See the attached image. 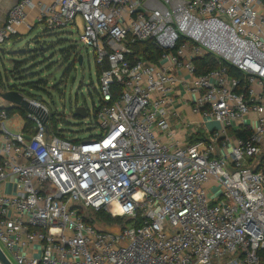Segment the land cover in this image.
I'll return each instance as SVG.
<instances>
[{
    "label": "built area",
    "instance_id": "obj_1",
    "mask_svg": "<svg viewBox=\"0 0 264 264\" xmlns=\"http://www.w3.org/2000/svg\"><path fill=\"white\" fill-rule=\"evenodd\" d=\"M0 7L1 49L36 26L78 28L80 18L83 48L108 63L97 76V134L49 133L51 110L29 97L43 107L27 112L35 133H12L0 107V246L13 264H264V0ZM146 40L162 51L159 63L129 58ZM207 54L246 75V92L226 65L196 74L195 59ZM181 85L196 93L193 111L217 123L205 139L176 138L170 117ZM240 128L250 135L237 137ZM87 209L132 223L100 230Z\"/></svg>",
    "mask_w": 264,
    "mask_h": 264
},
{
    "label": "rangeland",
    "instance_id": "obj_2",
    "mask_svg": "<svg viewBox=\"0 0 264 264\" xmlns=\"http://www.w3.org/2000/svg\"><path fill=\"white\" fill-rule=\"evenodd\" d=\"M0 20L2 22V18ZM77 25L78 28L68 27L63 29H46L45 25L36 26L29 31L28 35L22 37L20 42H18L19 40H8L5 49L10 52L11 50H22L28 47L32 51L41 48L43 54L47 57L40 56L35 60L33 64H37V67L32 70L35 72L41 71L40 75H37L34 79L46 82L42 87L46 91L26 88L30 89V92L34 95H41L51 112L57 114L59 117L58 130L65 131L71 137L84 139L89 135L99 133L93 112L94 108L98 106L100 97L97 95L99 83L95 54L90 47L83 48L79 40L83 29V22L80 18L77 19ZM1 48L2 46H0ZM70 48L72 52L74 49L79 48L83 54L82 62L77 61L78 63L72 71L68 70L71 62L68 60L72 58L75 52L68 57ZM5 49L3 50L5 51ZM1 56L4 58L1 59ZM28 56L30 55L27 54ZM9 57L10 55L7 53H0L1 71L6 68L3 67V64L9 66ZM2 73L4 72L2 71ZM11 81L14 82L12 78ZM22 83L24 84L26 81L22 80ZM76 103L84 104L88 108L87 117L78 119L74 116ZM7 128L12 133L17 132L15 128L10 127L9 123ZM227 166L232 168L229 163ZM96 224L104 228H110L109 230L112 232H119V228H115V225L103 224L102 219L97 218Z\"/></svg>",
    "mask_w": 264,
    "mask_h": 264
},
{
    "label": "trees",
    "instance_id": "obj_3",
    "mask_svg": "<svg viewBox=\"0 0 264 264\" xmlns=\"http://www.w3.org/2000/svg\"><path fill=\"white\" fill-rule=\"evenodd\" d=\"M46 29H48V28H46ZM19 38L20 37L14 36V37H11L10 40H18ZM36 41H38V40H36ZM131 48L133 50V54L130 55L129 58L132 61H134L138 58H144V59L150 60L152 62L159 63L161 60L162 51L159 50L157 47H155L151 40L136 42V43L131 45ZM29 49L30 48L28 47V48H26V49L24 48L22 50H14V51L11 50L10 52H7L6 49H5V51L3 49H0V53H3V54L7 53L8 55H10V57H9V61H10L9 64L10 65L5 66V64H3V67H6V68L2 69V71L4 73H2L1 68H0V89H2V90H7V89L17 90V91L22 92L25 95V97L38 99V100H41L42 102L45 103V101L43 100L41 95L37 96V95L32 94L30 92V89L33 88L35 90L46 91V90L42 89L43 85L46 82H43L42 80H35L34 79L37 75H40L41 71L35 72L32 69L37 67V64H35V63L33 64V62L35 60H37L40 56H42L44 58H46L47 56L45 54H43L41 48L34 49L33 51L29 50ZM44 50H46V49H44ZM68 51H69L68 57H70L72 55V53L75 52L72 55V58L71 59L69 58L70 60H68V61H71L70 67L68 68V70L72 71V69H74L76 67V65L78 63L77 61H79V56L81 54V51L79 48L76 50L74 49L73 52H72V49L70 48ZM27 54H29L30 56L27 57ZM3 58L4 57L1 56V59H3ZM194 62L196 65V74H198V75L205 74V73L211 71L212 69H216V68L220 67V65H226L229 74L234 76V77H237L241 81V86L238 89V92H246V88L248 86L247 81H246V75H244L242 72H240L233 65H231L229 63H225L222 59H220L216 55L207 54L201 58L195 59ZM107 68H108V63H106V62L103 65H96L97 76H99L102 73V71L107 69ZM11 78H12V80H14V82L11 81ZM22 80L26 81V83L23 84ZM17 81H20V82L18 83ZM26 87H29L30 89H28ZM7 111H8L9 117H12L16 113H19L22 116L23 122H24L23 127H22V132L26 136H30V135H33L35 133V128H34L35 123L33 120H31L27 117V112L24 109L12 105L10 107H7ZM75 117L78 119L82 118V117H78V116H75ZM58 123H59V117L57 116V114L55 112H51L49 119H48L49 133L57 134V135L63 136V137L69 136L66 134L65 131L58 130V127H57ZM51 125H52L53 129L51 128ZM250 133H251V131L249 129L244 130L243 128H240L239 130L235 131L236 136L242 137V138H246V136L250 135ZM205 137L206 136H204V135L201 137H197V135L193 134L189 138V140H190V142H194L197 139H205ZM259 167H264V153L260 157ZM84 214H85L86 222L94 225L95 227H97L100 230H109L110 228H104V227L98 226L96 224L97 218L100 220L102 219L103 224L108 223L111 225H115V228H121L125 225H129L132 223V221L128 218H123L120 216L113 217L112 215L107 213L105 210L87 209L84 212Z\"/></svg>",
    "mask_w": 264,
    "mask_h": 264
},
{
    "label": "crops",
    "instance_id": "obj_4",
    "mask_svg": "<svg viewBox=\"0 0 264 264\" xmlns=\"http://www.w3.org/2000/svg\"><path fill=\"white\" fill-rule=\"evenodd\" d=\"M6 11L4 7H0V24L5 20ZM33 18L34 12L30 13ZM20 41V40H19ZM182 76H187L186 73L180 71ZM174 106L173 115L171 118L172 128L176 132V138L182 142H189V138L192 134L197 135V137L205 136L207 131L212 130L217 123L211 118H204L201 114H197L193 111L194 100L196 98V93L188 90L185 86L181 85L176 94L174 95ZM11 103L0 98V107H10ZM10 127H13L18 132L22 129L23 118L19 113L14 114L9 119ZM201 134V135H200ZM200 135V136H199ZM8 188L11 186L8 185Z\"/></svg>",
    "mask_w": 264,
    "mask_h": 264
},
{
    "label": "water",
    "instance_id": "obj_5",
    "mask_svg": "<svg viewBox=\"0 0 264 264\" xmlns=\"http://www.w3.org/2000/svg\"><path fill=\"white\" fill-rule=\"evenodd\" d=\"M83 57L79 56V61L82 62ZM10 65V64H9ZM0 98L5 101H8L14 106L24 109L28 113H34L38 115V111H43V107H36L34 106L26 97L25 95L17 90L7 89L2 90L0 89ZM74 116L85 118L87 117V109L84 104H75L74 107ZM46 118L42 119V122H45ZM0 264H13L12 261L8 258L2 247L0 246Z\"/></svg>",
    "mask_w": 264,
    "mask_h": 264
}]
</instances>
